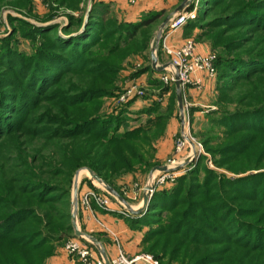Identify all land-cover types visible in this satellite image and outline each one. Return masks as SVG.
Instances as JSON below:
<instances>
[{
	"label": "trees",
	"instance_id": "obj_1",
	"mask_svg": "<svg viewBox=\"0 0 264 264\" xmlns=\"http://www.w3.org/2000/svg\"><path fill=\"white\" fill-rule=\"evenodd\" d=\"M55 1L72 8L79 2ZM225 1L204 0L197 18L188 20L184 27L196 26ZM242 1L237 8L207 23L208 30L219 28L214 41L218 39L227 49L215 60L219 100L229 97L228 91L235 84L264 85V49L231 50L240 49L252 39L264 46V0ZM6 2L20 14H31L32 0ZM107 7L101 0L92 1L84 28V18L72 15L61 30L58 23L39 26L24 17L7 16L11 32L0 37V146L12 141V152L0 159V264H43L54 254L56 244L73 234L66 202L68 182L62 185L36 177L26 158L36 135L42 136L45 144L53 143L59 154L65 146L54 138L81 139L80 163L70 164L63 159L67 169L54 167L50 177H69L81 164L108 178L113 172L127 169H118L119 164L128 166L127 158H119L120 150L118 157L112 151L117 153L118 146H128L149 130L146 127L119 133L121 116L101 118L95 114L99 99L112 93L123 59L145 45L143 39L138 44L133 42L136 32L157 16L154 13L139 22L117 23L102 18ZM51 19L49 16L41 21ZM224 29H238L239 36L248 30L261 33L257 38L242 35L238 43L234 39L228 43L221 35ZM17 36L30 43L29 52L19 49ZM243 97L249 98L247 105L219 116L226 135L235 139L212 153L219 156L215 159L217 165L232 167L230 164L251 157L254 166L249 167L256 169L264 159V145H259L264 139V97L255 87L238 94L237 102L242 104ZM159 118H154L156 124ZM32 150L37 159L41 146H32ZM204 171L202 182L198 181L197 169L178 177L172 189L153 195L147 215L128 221L135 226L147 225L160 211L172 213L174 218L146 233L142 242L152 238L154 243L162 235H178L182 237L181 249L197 253L207 246L193 264H264V171L235 177L217 175L206 166ZM179 206L182 210H177ZM152 254L164 264L161 255Z\"/></svg>",
	"mask_w": 264,
	"mask_h": 264
},
{
	"label": "rangeland",
	"instance_id": "obj_2",
	"mask_svg": "<svg viewBox=\"0 0 264 264\" xmlns=\"http://www.w3.org/2000/svg\"><path fill=\"white\" fill-rule=\"evenodd\" d=\"M101 1L108 5L107 10L105 9V13L102 15V18L113 19L117 23H135L144 20L145 18L151 17L154 13L157 14L154 20L136 32L133 42L138 44L143 39L145 41V47L143 46V48L139 50L140 52H130L127 57L123 59L121 69L119 70L117 79L113 85L112 93L103 95L99 99L100 102L98 104V110L95 113L101 118L121 116L122 121L120 122L119 126H117L119 133L136 128L148 127L149 130L144 134H140L133 142L130 141V143H127L128 146H118L117 153L112 151V154L117 155L120 150L121 156H119V158H127L125 163L126 166H128L123 167L119 164L118 169H127L120 170L117 173L113 172L109 174L108 178L102 177L90 167L81 164L72 169L69 177L65 175L57 176L56 178L50 177L49 172L54 167L58 169L60 168L62 170L67 169V167L63 164V159H67L70 164L80 163L81 159H83V157H81V139L54 138L53 141L62 142L65 146V149L61 150L62 154H59L56 153L57 149L55 150L52 145L53 143L51 145L50 143H43L42 136L39 134L38 136L36 135L34 137L35 143H33L30 148H28L30 152L27 151L25 154L27 155V160L31 163L29 166L38 178L47 179L52 183H59L62 185H66V181L68 182L67 187L69 193L66 202L68 203L67 209L70 210V213L72 198H74L73 191L75 189L77 190L78 186L79 191L81 189L85 190L89 187H98L100 185L98 182H103L106 185L108 192L112 195H116L122 201L130 203L134 205V207L139 206V201L134 202V200L130 199V196L126 195L127 191L130 189H132V192L135 191V184H137V186H142L153 173L155 174V171L158 169L156 168L157 166H165L170 162L171 159L174 158L179 161L184 157L188 158L191 156V161L180 165L181 168L177 172L174 182H168L157 188L153 195L159 191L172 189L178 177L187 175L194 169H197L198 181L202 182L203 178L205 177V166L213 170L217 175H226L229 177L246 176L249 173L264 171V159L259 168L256 169L249 167L254 166V162L250 161L252 159L251 157H245L246 159L238 164H230L232 167L225 165L220 166L215 163V159H219L218 154L213 155L212 153L213 150L232 142L236 137H229V135H226V129L219 121L220 114L224 111H231L240 105H247L249 98L243 97L244 101L242 104H240V102L238 103L236 98L238 94H244L254 87L261 94V98L264 97V85L260 88L257 84H235L230 88V91H228L229 97L219 100L220 94L217 88L218 81L216 76L211 84L207 83L208 87H211H209L206 91H200L195 95L188 96V94H186L187 88L184 90L180 89L178 91L174 84H163L159 79V72L155 73L156 70L150 68L152 67L151 51H153L157 57L158 63L160 62L164 64L166 62V57L157 43L159 40L158 37L160 29L162 28L164 22L166 21V24L164 25L166 27L169 19L172 18L175 13L192 11H194V14L188 18V20H195L199 11L204 8V0H144V9L138 12L136 5L130 6L123 0ZM240 3H243V1L226 0L223 5L216 7L210 11L205 18L199 22L197 21L196 26L191 28H185L183 26L180 29L181 31H179L181 33V37L193 39L197 45H200L202 48H204L203 51H206V53L211 52L216 55H225L227 50L226 45L219 43L218 39L217 41H214L215 39L213 38V36H219V28L213 27L212 31L208 30L210 26H207V23L213 21V19L216 17L221 16V14L228 13L231 10L237 8ZM91 5L92 2L89 4V0H79L77 6L73 8L67 6L66 4H60L55 0H32L31 14L27 15L24 13L20 14L16 8L11 7L7 4L6 0H4L0 4V37L8 35L11 32V27L7 20V16L10 14L13 16L24 17L26 20L39 26L48 25L46 23H58L59 30H61V28L68 23L69 15L74 17H83L84 19L82 28H84L88 20V13L91 9ZM181 6L182 8L179 9ZM262 6L264 7V4H262ZM49 16L52 18L51 20L44 23L41 21ZM239 31L240 30L238 29H224L221 32L224 42L229 43L234 39L233 42L238 43L237 40L242 37V35H244L246 39L249 37L257 38V36H259L261 33L256 30H248L239 36ZM17 38L19 37L17 36ZM221 38L222 37H220V39ZM254 42V39L246 40L245 43H240V49H231L233 50L232 53H238L244 49H250L251 51H261V49H264V46H259V43L256 45ZM18 47L21 50L27 52L30 51V43L27 40L19 38ZM145 67L147 69H144L143 72H139ZM139 78L141 81L138 80L137 84L144 90V94L140 97H133L124 104H119L117 102L118 92H120L129 82H136V80ZM179 93L181 94L182 98L183 111H180L179 109V102L177 98ZM192 96L196 98L195 101L192 100ZM193 102H197V105L192 106L191 103ZM155 104L157 105L155 106ZM185 105L187 106V110L184 109ZM148 108H152L153 110L148 112ZM158 115H160V118L157 122V125L154 122V118ZM183 116L185 120L184 122ZM42 124L44 125V122ZM184 127L191 137V142L195 144V147L194 145H191L192 148L188 146L181 153V155H178L174 150L175 141L179 137ZM11 142L7 140L0 146V159L11 154ZM259 145H264V139L259 142ZM32 146H41L40 154L36 156L37 159L33 157L35 155L34 151L32 150ZM127 147L130 149H127ZM58 154L63 158H61V156ZM112 154L110 156H112ZM245 167H247V170H244ZM25 169L26 168L24 167L23 170ZM89 171L97 175L100 178V181L94 178ZM153 195L149 200L147 199V202H145L142 206L140 205L137 208L138 210L133 211L130 217L125 216L124 214H119L125 219V223L128 227L139 231L138 235L142 239L149 231L160 228L161 226L165 225L168 220L174 218L172 217V213L160 211L158 215L155 216L156 219L147 225L145 224L135 226L133 223L128 221L133 219L141 220L150 212V202ZM141 198L144 200L143 193L139 196L137 195L136 197V199L140 201ZM182 208L183 206H179L177 207V210H182ZM79 218L80 217L77 219V224L81 232L86 235L87 239H89L90 242L87 241V243L92 246L91 242L94 241L91 240L89 236L94 237V235L84 232L83 227L80 225ZM72 231L73 234H71L69 237H73V235L76 236L74 234V229ZM118 238L120 241L119 236ZM142 239L140 243H138L137 246L133 248V250H136V253H154L161 255L164 264H193L196 257H199L202 255V253H205V250L207 249V246H204V248L201 249L202 251L197 253H195V251H191L190 249H181L180 243H182V240L180 239H182V237L180 238L178 235H162L160 239L156 240L154 243L152 238L148 242L144 243L142 242ZM113 242L115 243L114 240ZM63 243L64 241L60 240V242L56 244L55 252L59 248L62 249Z\"/></svg>",
	"mask_w": 264,
	"mask_h": 264
},
{
	"label": "built area",
	"instance_id": "obj_3",
	"mask_svg": "<svg viewBox=\"0 0 264 264\" xmlns=\"http://www.w3.org/2000/svg\"><path fill=\"white\" fill-rule=\"evenodd\" d=\"M92 1L99 0H89L90 3ZM138 1L139 0H124V2L130 6L135 5ZM193 14L194 11L175 13L174 16L169 19L167 26L160 29L159 40L157 42L166 57L165 63L167 64L165 69L159 72V79L166 85L174 84L176 86V82H178L181 90L187 87L202 89L207 80H214L217 76L215 67L216 54L211 52H197L196 42L188 37L183 38L180 43L169 41L170 35L180 30L186 24L188 18L193 16ZM158 64L161 65L163 63L159 62ZM143 94L144 90L139 87L136 82L131 81L118 92L117 102L119 104H124L133 97H140ZM184 109L187 110L186 105ZM184 121L183 116V122ZM190 138L191 137L184 127L175 141V153L181 155L188 146L191 147V145H194L195 147V144L191 142ZM190 157H184L179 161L175 158L171 159L170 162L165 165V170L157 169L155 174L153 173L142 186H137V184H135V191H133V196H130V199L135 200L137 195L139 196L143 193L149 200L157 188L168 182H174L177 172L181 168L180 165L191 161ZM98 183H100L98 187H89L85 190L81 189L80 191L78 186L76 198H72L71 204V213L75 217L76 224L83 210L92 211L94 208L106 212L114 210L118 214H124L129 217L132 215L133 211L138 210L134 205L126 203L116 195L109 193L103 182ZM138 201L141 206L144 204L143 198H141V201ZM113 203H117L118 208L113 209ZM77 227L80 230L78 224ZM110 234L117 246V252L112 257L103 254L99 242H91L92 246L89 245L87 241H90L85 235L73 236L65 239L62 249L67 255L77 257L78 261L82 264H161L160 261L150 253L126 254L120 247L118 235L114 232H110ZM94 252L97 253V256H93Z\"/></svg>",
	"mask_w": 264,
	"mask_h": 264
},
{
	"label": "crops",
	"instance_id": "obj_4",
	"mask_svg": "<svg viewBox=\"0 0 264 264\" xmlns=\"http://www.w3.org/2000/svg\"><path fill=\"white\" fill-rule=\"evenodd\" d=\"M135 5L138 12L144 9L145 2L144 0H139ZM179 31L181 30L175 31L170 35L169 37L170 42L180 43L182 41L183 37H181V33ZM203 49L204 48H202L200 45L196 44V50L198 52L206 53V51H203ZM156 72L158 71H155V73ZM138 80H140V78L136 80V83ZM212 82L213 80H207L202 89L187 87L186 94H188V96H191V95H195L196 93H199L200 91H206L209 87H211V86L208 87L207 83L211 84ZM192 97H193L192 100L195 101L196 98H194V96ZM191 105L196 106L197 102H193L191 103ZM127 195L131 197L133 196L132 189L127 191ZM137 201L138 199L134 200V202ZM115 204L117 205V203L112 204L113 209L118 208V206H116ZM79 217H80L79 218L80 225L81 227H83L84 232L90 235H94V237L97 239V241L100 243L102 247L103 254H105L106 256L112 257L117 252V246L113 242L110 232H114L120 237V247L123 249L125 253L129 255L136 253V250H133V248L136 247L137 244L140 243L142 239L138 235L139 231L128 227L127 224L125 223V219L122 216H120L116 211L113 210L106 212L94 208L92 211L83 210L80 213ZM93 256H97V253L94 252ZM44 264H82V263L78 261L77 257L74 256L71 257L67 255L63 249L59 248L51 257H49L45 261Z\"/></svg>",
	"mask_w": 264,
	"mask_h": 264
},
{
	"label": "water",
	"instance_id": "obj_5",
	"mask_svg": "<svg viewBox=\"0 0 264 264\" xmlns=\"http://www.w3.org/2000/svg\"><path fill=\"white\" fill-rule=\"evenodd\" d=\"M89 4H91V3L89 2ZM181 8H182V6H181L179 9H181ZM46 24H49V23H46ZM165 24H166V21H165L164 24L162 25V28L165 27V26H164ZM162 28H161V29H162ZM151 66H152V68L155 69L156 71L161 72V71H163V70L165 69V67L167 66V64L164 63V64H161V65H158L157 57L155 56L154 52L151 51ZM176 88H177L178 91L180 90V88H179V83H178V82H176ZM177 98H178V102H179V109H180V111H183V107H182V98H181V94H180V93L178 94V97H177ZM156 168L161 169V170H165V169H166V166H157ZM89 172H90V174H91L94 178H96L97 180L100 181V178H99L97 175H95V174L92 173L91 171H89ZM110 190H111V189H110ZM112 192H113V191H112ZM113 193H114V192H113ZM76 195H77V190L75 189V190L73 191V197L76 198ZM145 202H147V196H144V203H145ZM72 227H73V229H74V234H75L76 236L85 235L84 233L81 232V230L78 229L77 224H76V221H75V217H74V215H72ZM85 236H86V235H85ZM89 238H90L91 240H93L95 243L98 242L97 239L94 238L93 236H89Z\"/></svg>",
	"mask_w": 264,
	"mask_h": 264
}]
</instances>
